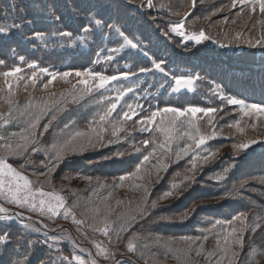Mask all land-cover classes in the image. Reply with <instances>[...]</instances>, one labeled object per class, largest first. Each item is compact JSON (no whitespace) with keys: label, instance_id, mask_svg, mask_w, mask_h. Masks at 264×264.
<instances>
[{"label":"snow or ice","instance_id":"1","mask_svg":"<svg viewBox=\"0 0 264 264\" xmlns=\"http://www.w3.org/2000/svg\"><path fill=\"white\" fill-rule=\"evenodd\" d=\"M129 0H121V3H113L112 0H66L65 8L67 13L56 4H49L47 0H12L11 5L5 9V16L12 15V23L7 27H0V36L4 38L16 37L22 44L35 43L38 41H45L48 34L44 30H37L38 26L52 24L55 25V29L50 33L52 37L61 41L62 44H73L76 40L84 46L97 43V38L101 42L105 43H117V47L108 49H101L97 55H101L104 51L107 55H104V60L109 64L116 62V57L119 56L123 59L124 55H132L144 59V64L125 65L126 70H117L114 74H105L96 69H80L61 72H53L47 66H40L36 62L27 63V67L30 71V75H21L22 68L20 66L9 67L8 70L2 72L5 84L8 89V99L5 101L9 105V111L12 112L14 102L11 99L13 95L14 85L9 78H15L17 82L24 81L25 91L28 88H40L41 86L47 90L49 85L53 84V81L59 78L69 84L72 92L71 103L80 104L85 97H95L99 95V99L95 100L97 105H104L90 122L93 127L88 132L76 130L75 122L69 118L67 122L63 124V128L60 129V136L62 143L59 145L53 144L50 148L37 149L36 136H43L53 127V122L57 121L58 116L61 113L69 111L67 108V99L58 103L49 104L41 101L37 104L29 101V104L24 109H16L19 117L25 118L28 123V129L23 130L21 133H11L12 137L20 136L21 142H17L13 145L7 138L0 136V148L5 149L9 157L14 159L9 162L4 156H0V196H3L9 204H12L22 211L10 212L7 209L0 207V222H4L5 225L15 224L18 227L32 231L39 232V228H34V221L31 216H25L23 212L39 213L40 215L58 216L61 210H64L63 214L65 218L71 215L66 204L65 197L57 194L55 190L45 191L44 185L41 181L37 180L35 183L40 184V187H36L32 180L28 176L22 174L26 169L25 165H19L20 170L14 167V164L18 163L19 159H28L29 152L44 151L48 159L41 161V167L46 168L47 172L34 169V174L37 176L51 177L55 169L69 156V154L80 153L91 148H104L109 144L115 143L119 140L116 133L120 131L119 128L111 133L112 137L107 139L102 136L104 131V122L111 123L112 120L128 121L133 120L137 125L140 132H149V138L143 139L142 144L144 146L143 151L139 145H133L135 156L133 159H139V163L135 165V172H129L128 176H119L113 181L111 185L100 181L98 178L94 181L92 177H83L92 186L93 195L99 194L102 202L106 201L112 196V189L121 187L126 179H136L140 173L142 166L149 162L151 158L156 156L157 149L161 150V156H166L169 151V145L173 140V127L177 126V122L182 126L183 121L181 117L191 114L192 117H196L198 113H203L208 118V123L212 124L215 117L226 112V106H239L240 112L243 116L253 117L255 115H264V99L259 102L248 103L245 99L238 98L236 94H231V90L227 88L222 82L209 81L211 85L209 91L219 100L217 106H186L176 107L165 105L164 107L157 106L155 110L152 109L148 97L151 93L148 89L141 90L139 85L143 78V83L148 84L150 81L148 77H152L157 81L163 80L165 83H161L160 88H164L165 85L171 88L172 91H180L181 89H189L194 81L202 80L203 77L197 75H184L183 73L177 75L171 69L168 68V61L162 55H159L152 49L149 44L141 43V39L136 36L130 38L128 33L127 22H121L120 15L121 6L127 7ZM197 0H192L189 5V11L184 13V18L170 23L165 29H161L165 36L178 35L183 37L177 46L183 47L188 50V44L184 41H194L199 45L205 40L211 39L206 32L201 29L198 33L192 32L189 34L185 30L186 19L194 14ZM144 6L143 4L141 5ZM146 6L151 9L154 7L152 0H147ZM114 9V11H108ZM230 9L236 10V15L243 13L248 16L250 21H255L256 24H260L264 27V0H231ZM257 9H259L260 19H257L255 15ZM223 7L218 11H223ZM143 17V13L139 9H133ZM227 17L225 20L227 21ZM70 21V22H69ZM235 22V21H233ZM254 27L251 31L245 28V31L249 32L248 38L245 40L244 32H238L235 36L236 42L243 41L249 48H264V31L261 32L258 38L252 35ZM113 35H118L122 39L123 43L119 41H113ZM213 43L217 41L213 40ZM220 48L231 47V44L224 42L219 43ZM15 51L14 49L12 50ZM19 61L27 62L24 56L19 57ZM98 61H93L97 63ZM150 62V64L148 63ZM0 66L7 67V61L0 58ZM77 78L76 84H73L71 76ZM46 78V81H45ZM131 81L133 86H129L128 82ZM114 85H119L115 87ZM79 86V87H78ZM155 83L151 84V87H155ZM259 87L262 94H264V68H262L259 78ZM103 90V91H101ZM3 91V89H0ZM137 91H143L148 93V97L140 96L138 99H145V102L149 103L148 108H144L139 102L127 103L125 98L132 94L135 96ZM108 92H114L115 95L109 97ZM79 94V95H77ZM52 95V94H50ZM63 95V94H61ZM31 96V93H29ZM122 101H125L122 103ZM116 114L115 116L113 114ZM50 115V119L47 123L43 124V131L37 133L35 130L40 126V121ZM171 115V119H166ZM159 117V121H157ZM16 116L12 115L9 118L4 119V124H8L11 119H15ZM136 118V119H134ZM168 125H172L169 127ZM191 126V124H190ZM231 126V125H230ZM235 126L239 128L240 121H235ZM255 127V125H252ZM151 129V131H150ZM152 131L159 132L164 135L165 140L162 143H157L156 138L152 136ZM198 131V130H197ZM95 133V135H93ZM188 140H191L193 144H186L184 148L176 153L177 159L181 157H187L190 155V150L193 160L196 159L195 150L200 149L206 144L204 136L192 135L190 132H185ZM31 145V147H29ZM258 146L264 149V140L249 139L239 145H233V149L236 153H243L238 155L232 161L231 167H238L240 162L248 156L250 151H255L252 146ZM149 149H152L149 151ZM146 153V154H145ZM51 154V155H49ZM127 151L117 150L112 153L111 156H105V160H115L121 157L128 156ZM209 156L214 157L215 153L210 152ZM208 156L202 157L207 162ZM95 163V162H92ZM195 167V164L193 165ZM157 167H162L159 158L157 161ZM229 168H225V172H228ZM264 182V181H262ZM243 187V184L241 185ZM35 188V190H33ZM107 191L108 196L104 197L103 192ZM147 193V189H145ZM172 193H165L164 196L168 197ZM119 203V201L117 202ZM156 202L153 201L151 205L148 204V196L145 194L143 198V206H137L134 214L130 216L127 223L124 224L117 232V238L119 239L120 232L128 230L133 221H138L145 218L150 214V209L155 207ZM99 212V208L96 209ZM191 211V210H190ZM188 217V213L184 214V218ZM239 221V226L235 224ZM73 223L81 224L83 221L76 219L73 216ZM227 224L231 228V232H228L224 236L225 247L220 248L219 252L213 251L205 256V259L209 257L210 264H223L225 259L228 260V264H259L261 259H264V246L257 247L255 239L257 235L264 234V217H252L249 218L248 213L240 212L238 215L233 216L232 220L222 221L217 219L215 223L211 225V229H203V232H210L212 229H216L220 226L223 231L224 225ZM42 228H47V225H42ZM63 231V229L53 230ZM105 236L110 235V232L106 226L100 228ZM252 233V236L247 235ZM54 234L44 233L43 239L30 240L23 236L17 239H12L10 232H3L0 234V264H32V256L35 255V245L47 246L49 248L52 245L50 240H55ZM188 246L195 251L197 256L202 255L203 243L202 240H207L208 236L202 237H182ZM248 241H251L250 243ZM235 245L239 250H231L227 247L228 244ZM97 255L103 254L105 259L109 258V255L100 245H96ZM219 248V244H218ZM128 250L134 251L133 245L129 243ZM223 253V255H220ZM91 255V253H89ZM243 257V259H241ZM43 264V262H41ZM52 264H86V261L81 259L79 255H72L71 257L63 256L58 257L57 260H53ZM95 264V261H93ZM113 264H122L121 261L115 260L113 257ZM126 264V262H124Z\"/></svg>","mask_w":264,"mask_h":264},{"label":"trees","instance_id":"2","mask_svg":"<svg viewBox=\"0 0 264 264\" xmlns=\"http://www.w3.org/2000/svg\"><path fill=\"white\" fill-rule=\"evenodd\" d=\"M65 86L66 85H61V87H65ZM23 96L24 95L22 94L14 95L13 92V95L11 97V99L14 102V107L12 109V112H14L15 114H16V109H24L29 104V101L27 99H20ZM8 98H9L8 92L6 94V97H3L2 94H0V109L5 108L6 110H9V105L5 102ZM29 99L31 98L29 97ZM31 101L39 104L34 99L33 100L31 99ZM48 120H49L48 116L44 117L45 122H48ZM91 127L93 126H89L87 130H79V131L88 132ZM53 128H54V134L53 137H51L50 139V143L47 146L48 148H50L53 144L59 145L60 143H62L60 133H58L60 131L58 130L56 125H54ZM26 129H28V127H26ZM35 131L37 133L41 132L42 126H39ZM244 134L245 133L241 131L240 134H238V138L241 139L244 136ZM256 134H262V133H256ZM93 135H95V133H93ZM37 137L40 140L42 138V136L39 135H37L36 138ZM162 138H165L163 134L159 136L157 141L158 144ZM107 139L108 137H106L105 143H107ZM121 139L122 142H124L125 144L116 141L115 143L109 144L107 147L96 148L95 150L101 149L102 150L101 153L98 156L93 157L92 159H86V165L97 166L96 162L100 163L105 160L103 159V157L111 156V154L116 152L117 150L120 151L127 150L129 155L126 156L127 157L126 161L130 163V167H131L130 171L135 172L136 170L135 165L136 163H139V159H142V157H140L139 159L132 158L135 156L134 148L132 146L136 145L139 142L135 143V141L129 140V136H127L126 138L121 137ZM42 141L45 142L44 140ZM29 147H31V145ZM95 150L89 148L86 151L80 153L69 154V156L65 160H68L69 158L76 159L79 155H83L88 151H95ZM151 150L152 149H149V151ZM27 155H28V159L25 160L27 161V165H26L27 172H29L35 178L41 181V183L49 184L51 187L56 186L57 188L68 193L71 202L73 203V205L76 204V206L79 208L82 217L87 221L91 220L92 222H95L100 225L105 224L106 221L108 222L112 220H118L121 225L126 224L130 216L134 214L137 206L138 205L141 207L143 206V198L145 194L148 196L149 205H151L153 201L156 202L155 207H152L150 209V214L152 216L158 215L160 213H165L164 210L166 209V207L172 202L176 201V198L179 197L180 195L179 192L177 195L174 196H168V197L164 196L165 193H169V192L168 189L164 187V182L160 183L161 180L160 177L162 171L160 170L159 167H157V159H156V157L161 156V150L159 149H157L156 151V156L151 158L149 162H146V164L142 166L141 171L137 175L136 179L125 180L121 187L112 189V196L104 202H102L101 196L99 194L93 195L92 186L89 184V182L86 179H83V177H88L90 175L88 174L79 175L78 173L76 174L73 172L74 171L73 169L72 170L70 169L73 172L72 174L64 175L63 168H60L61 166L60 164L52 173L53 175L51 177L37 176L34 174V169H39L47 172L46 168L41 167V161H46L48 159V156H46L45 154L42 157L43 155L42 154L35 158L33 157L34 160H32V158H30L29 156V153ZM65 160L62 163H65ZM93 160H96V162ZM20 162L23 163L24 160H21ZM193 179L195 180L196 177L194 176ZM93 180L95 181L96 179L93 178ZM102 182H105L109 185L113 183V181H102ZM192 182L193 180H191V183ZM154 187L155 189L153 192L150 193V195L148 192L145 193V189H147L148 191V188H154ZM194 189L195 190L193 194L185 195V199L190 203L191 207L195 205L203 206L212 202L210 196L198 191L196 188ZM184 191L189 192L183 189L182 192L184 193ZM103 196L104 197L108 196L107 191L103 192ZM118 201L119 203H117ZM97 208H99V212L96 211ZM116 217L119 218L116 219ZM222 217L224 218V216ZM213 223L214 222H212V224ZM235 224L239 226V221H236ZM135 225H136V221H133V223L129 226L128 230H125L123 232L129 233L127 239L133 237V238H140L142 241H144L145 239L149 240L150 242L154 241L152 245V253L151 254L145 253L143 256V261L147 262V264H210V260L213 258L209 257L208 259H205V256H207L208 253L213 251L219 252L220 248L225 247L224 236L227 235L228 232H231V228H229L226 225L223 226L224 229H226V231H223L220 226H217L216 229H212V233H210L208 239L202 240L204 246L202 250V255L197 256L195 251H193L188 245L185 247L181 246L180 240L151 239V235L150 233H148L149 231L146 232L147 234L143 235L141 234L143 232L135 228ZM249 234L252 233H248L247 235ZM248 242L250 243L251 241ZM218 244H219V248H218ZM227 247L231 250H237V251L239 250L238 248H236L235 245H232L230 243L227 245ZM220 255H223V253H220ZM32 264L35 263L32 262ZM223 264H228V260L225 259L223 261ZM259 264H264V259L260 261Z\"/></svg>","mask_w":264,"mask_h":264},{"label":"rangeland","instance_id":"3","mask_svg":"<svg viewBox=\"0 0 264 264\" xmlns=\"http://www.w3.org/2000/svg\"><path fill=\"white\" fill-rule=\"evenodd\" d=\"M262 117L259 119L258 122H256L254 124L255 127H253V126L251 127L250 131L253 134H256V133H264V119H262ZM33 190H35V188ZM1 202H3V203H1ZM0 206H2L3 208H6L8 211H9V209H12L10 207L12 205H9L8 202L6 201V199L3 196H0ZM46 216H48V215H46ZM102 234H103L102 232L96 230V233L93 236L94 237V240H98L102 236ZM91 243L93 244V242H91Z\"/></svg>","mask_w":264,"mask_h":264}]
</instances>
